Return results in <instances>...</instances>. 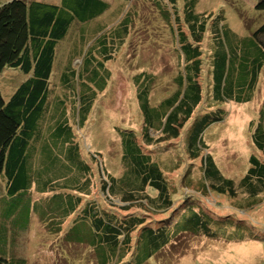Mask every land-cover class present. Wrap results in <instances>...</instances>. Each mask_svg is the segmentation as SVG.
Wrapping results in <instances>:
<instances>
[{
  "label": "trees",
  "instance_id": "1",
  "mask_svg": "<svg viewBox=\"0 0 264 264\" xmlns=\"http://www.w3.org/2000/svg\"><path fill=\"white\" fill-rule=\"evenodd\" d=\"M111 1L0 0V73L10 67L27 75L7 94L0 86V264H33L23 254L8 257L7 245L23 235L20 227H30L34 218L53 239L45 246L65 252L66 244L88 246L96 264H115L133 251L142 262L171 243L172 226L234 240L232 226L213 232L211 215L193 206L185 213L182 208L177 223L175 211L151 225L158 218L154 215L170 211L177 199L169 179L172 169L162 154L180 137L188 158L200 160V192L235 197L243 191L248 203L264 193V100L257 119L250 120L255 151L240 180L221 171L204 136L210 124L227 115L224 104L254 99L264 73V21L249 34L239 33L227 22L224 5L246 23L243 8L264 10V0H220L217 13L197 12V0H140V13L147 4L150 20L168 25L165 44L162 35L144 33L137 24L141 17L132 11L115 18L107 15ZM84 29L86 38L93 30L92 38L82 41L72 59L61 61L60 43L72 44ZM157 39L163 45L158 49ZM131 46L136 53L133 104L140 120L137 128L117 127L124 170L115 175L105 167L101 152L86 149L75 128L86 127L94 118L105 92L113 88L109 65L122 62ZM167 48L176 52L177 68L168 70V89L158 97V85L165 87L159 74L136 63L140 56L147 67L151 56L158 59ZM57 58L65 66L53 78ZM57 82L66 96L58 94ZM107 105L113 103L108 100ZM94 186L107 206L93 197ZM184 186L196 185L190 179ZM17 215L24 225L14 223Z\"/></svg>",
  "mask_w": 264,
  "mask_h": 264
},
{
  "label": "rangeland",
  "instance_id": "2",
  "mask_svg": "<svg viewBox=\"0 0 264 264\" xmlns=\"http://www.w3.org/2000/svg\"><path fill=\"white\" fill-rule=\"evenodd\" d=\"M111 3L113 7L106 13L111 18L121 16L122 11L123 14L126 11H132L133 14H136L139 18L141 17L137 20V24L141 25L142 30L145 31L144 33L152 30L156 35H162L160 37L162 42L166 40L168 25L165 23L166 27H163L164 24L161 25L155 19L150 20L153 17L147 10V4L142 7L144 11L140 13V9L136 5L140 3V0H112ZM227 5H224L228 9L226 11L227 22L232 29L239 33L249 34L250 31L264 21V10H256L255 6L249 5V7L243 8L248 18L245 23L239 18V14L230 11V6ZM220 6V0H197L195 8L199 13L204 11L217 13ZM236 7L240 6L236 5ZM84 31L85 29L76 35L72 44L67 41L60 43L62 48L60 51L61 61L65 60L67 62L68 59H72L76 50L81 47L82 41L92 38L93 30H88L89 36L87 38L83 33ZM70 40L72 38L68 39V41ZM158 41L157 39L156 44H158ZM170 42L172 43V41ZM165 43L166 41L163 42V44ZM162 46V44H158L155 48L158 49L157 47ZM132 49L131 46L126 53L128 57L124 56V59H121L122 62L109 65L114 72V78L110 83L113 88L105 92L101 99L102 104H98L99 109L94 113V118L92 117L94 121L93 119L90 122L88 121L89 123L82 129L75 128L76 132L83 137L86 149L92 152H101L105 167H108L115 175H121L124 170L120 162V136L117 127L121 125L137 128L140 120V116H137L138 110L135 102L133 104L135 87L132 79V69L135 67V62L132 59L135 58L136 53L134 54ZM168 49L160 50L159 56H157L158 59L151 56L149 58L151 65L147 67L144 66L145 64L139 56L137 59L139 63H136V66L142 65L141 67L159 74L158 79L165 84L166 80L172 75L168 73V70L172 73L175 69H171L172 66L177 68L176 52L174 54L173 50L170 52ZM75 62L74 60L73 65H75ZM64 66V63L60 64V59L57 58L53 78L55 75L60 74ZM26 76L21 69L6 68L0 73V86L7 94L9 90L13 91L17 86L16 84H20ZM58 85H60L58 86V94L62 97L66 96V92H63L61 88L62 85L59 83ZM158 87L155 94L158 97L160 92L162 93L163 90L167 91L166 89H168L167 84H165V87L160 85ZM170 87L172 88V86ZM257 89L253 100L247 102L232 101L224 104L227 115L223 120L210 124L204 135L208 145L207 151L211 152L221 171L227 177H231L236 181L243 177L250 166L249 157L255 151L249 135V122L250 119L257 118L261 103L264 100V73ZM129 96H131V99ZM108 100L113 105L108 106ZM51 102H55V100ZM133 109H135V112H133ZM173 143L162 156L167 161L168 169H172V171H169V179L173 186L177 188V192L174 194V198L177 199L170 211L154 215L158 218L150 219L154 221L151 222V225L155 226L157 219H166L175 211L177 213H174L172 218L177 223L181 218L182 208H185V213L193 206L197 211L202 210L207 216L211 215L210 227L213 232L226 228L225 225L232 226L234 240H228L220 234L210 236L203 231L198 233L190 231L188 233L186 230L180 231L179 228L172 226L175 235L171 239V243L158 249L151 257L141 262L139 258H136L133 251L124 257L122 261L115 264H264V193L259 195L255 202L248 203L250 199L243 191L235 197L214 191L200 192L198 182L203 175L198 166L200 160L194 162L188 158L183 149L182 137ZM175 164L179 165L178 168ZM190 179L193 181V185L196 186L185 187L186 181L188 183ZM150 192L153 191L150 190ZM92 193L96 195L93 197H97V200H103L101 202L104 203V206H107L108 202H105L102 198L103 195L95 186ZM115 202L122 204L118 199H115ZM14 223L22 226L26 222L22 221L21 216L17 215L14 218ZM162 225H165V223H162ZM183 225L182 223L180 226ZM20 229L22 231L20 233H23V235L18 236L15 242H12V239L9 240L7 248L11 249V252L7 253L8 257L13 256L14 253L23 254V257L30 259L33 264L39 262L40 264H96L94 254L88 246L72 245L69 247L63 243L67 248L66 252L65 250L55 249L53 246H45L43 244L45 241L49 244L53 239L49 240L50 237L45 236L43 226L35 218L30 227L27 225L26 227H20ZM64 232L66 231L64 230ZM132 244L134 245V243ZM45 257L50 259L48 263L45 262Z\"/></svg>",
  "mask_w": 264,
  "mask_h": 264
},
{
  "label": "crops",
  "instance_id": "3",
  "mask_svg": "<svg viewBox=\"0 0 264 264\" xmlns=\"http://www.w3.org/2000/svg\"><path fill=\"white\" fill-rule=\"evenodd\" d=\"M248 1H254V2H256V0H248ZM252 119H257V118H252ZM251 120V119H250ZM249 125H251V123L249 122ZM253 127V126H252ZM253 131V129L252 128H250V131H249V135H250V139H251V132Z\"/></svg>",
  "mask_w": 264,
  "mask_h": 264
}]
</instances>
